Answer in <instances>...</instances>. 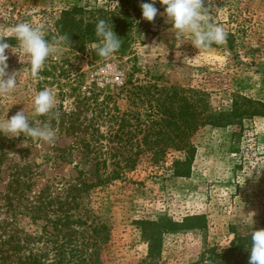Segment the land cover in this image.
<instances>
[{"label":"rangeland","instance_id":"rangeland-1","mask_svg":"<svg viewBox=\"0 0 264 264\" xmlns=\"http://www.w3.org/2000/svg\"><path fill=\"white\" fill-rule=\"evenodd\" d=\"M111 1L0 0V37L28 22L44 31L52 45L38 79L31 76L20 53L18 59L7 51V72H18L17 87L0 96V122L23 109L30 122L49 124L56 133L55 142L43 146L23 134L15 139L0 135V264H27L30 254L40 264H70L68 260L79 264V253L83 257L95 252L102 264H141L147 245L141 240L139 221L204 215V232L162 237L160 264H191L206 244L226 246L233 238L232 227L244 234L261 220V117L245 120L241 129L199 130L192 138L196 155L187 179L170 177L142 158L119 180L78 192L83 183L96 181L97 162L100 174L112 171V155L122 146L115 137L118 128L94 115L97 110L102 115L116 108L132 110V85L149 82L159 88L205 91L211 105L222 110L230 107L234 94L264 103V0H204L211 22L232 36L231 49L226 43L195 49L189 35L174 36L163 11L151 22V34L136 38L135 56L129 60L92 61L88 51L75 53L58 42L54 20L60 10L69 5L108 7ZM8 42L15 46L14 40ZM122 82L127 84L120 91ZM44 89L53 93L55 105L50 114L37 117L33 99ZM97 123L101 142L91 139ZM89 143L91 148L86 147ZM92 151L100 153L99 160ZM170 160L168 156L167 166ZM101 226L107 228L106 242L103 232L98 236L93 232Z\"/></svg>","mask_w":264,"mask_h":264},{"label":"trees","instance_id":"trees-1","mask_svg":"<svg viewBox=\"0 0 264 264\" xmlns=\"http://www.w3.org/2000/svg\"><path fill=\"white\" fill-rule=\"evenodd\" d=\"M111 2L113 5L108 7L80 5L64 7L54 20L57 40L60 35L70 36L72 52L88 51L92 61L106 60L97 55L94 47L98 43L94 31L95 25L99 19H105L109 20L114 33L122 40L121 48L112 57L118 60L134 58L136 38L151 34V22H146L141 17L140 5L146 0H112ZM156 7L159 11H165V6L159 3V0L156 2ZM231 38L232 36L228 34L226 44L229 49H231ZM60 44L69 49L66 42ZM217 46L213 44L211 47ZM126 84L127 82H122L118 89L122 91ZM131 89L130 98L133 97L136 101H131L134 104L132 110L120 112L116 108L105 115H102L101 110L96 111L94 115L96 118H103L118 128L115 137L118 136L122 146L118 153L112 155V171L108 175L100 174L97 162L96 181L83 183V188L78 192H87L94 187L119 180L125 172L134 171L142 158L146 159L150 166L161 171L166 170L170 177L187 179L191 175L196 155L192 138L199 130L205 127L241 129L245 120L254 117L264 118V103L238 94L232 95L230 107L222 110L211 105V95L205 91L174 85L159 88L149 82L145 85H132ZM90 97L95 103V95L92 94ZM138 104L142 106L140 109L137 108ZM97 112L100 115H97ZM99 128V124L93 126L91 133V139L96 142H101L103 138ZM86 147L91 148L92 144L89 143ZM125 152L129 155L126 156ZM175 153L180 154L181 157H174ZM95 155V160H99L100 153ZM168 156L171 160L167 166ZM102 167L105 168L106 163H103ZM137 226L141 240L147 245V256L141 264H160L164 234L202 233L207 229V220L204 215L186 216L180 221L163 215L155 220L139 221ZM260 229H264V204L257 227L244 234L236 233L232 227L230 233L233 238L226 246L206 244L198 260L191 264H248L251 232ZM93 232L96 236L103 232L101 239L108 241L106 227H94ZM78 255L80 258L78 257L79 260L76 262L79 264H102L97 252L83 257L81 253ZM26 259L27 264H40L35 255L30 254ZM68 261L70 264H75L73 260Z\"/></svg>","mask_w":264,"mask_h":264},{"label":"clouds","instance_id":"clouds-1","mask_svg":"<svg viewBox=\"0 0 264 264\" xmlns=\"http://www.w3.org/2000/svg\"><path fill=\"white\" fill-rule=\"evenodd\" d=\"M156 2L146 0L140 5L144 21L152 22L157 16L159 9ZM159 3L165 6L164 15L171 24L170 30L174 36L182 38L185 34L189 35L195 49H207L213 44L226 43L227 32L222 26L211 22V12L204 7V0H159ZM94 31L98 41L94 47L99 57L107 59L118 53L122 40L114 33L109 20L99 19ZM9 39L15 41V46L9 44ZM58 42H66L71 50L70 36L60 35ZM9 49L18 59L17 53H20L27 60L31 76L38 79L52 51V45L44 31L28 22L16 24L8 37H0V96L12 94L17 87L18 72H7L9 56L6 53ZM54 105L53 93L48 89L41 90L33 99V114L37 117L46 116L53 111ZM22 134L41 142V146L54 143L56 137L55 130L49 124L30 122L23 109L10 119L0 122V135L15 139ZM249 252L248 264H264V229L251 232Z\"/></svg>","mask_w":264,"mask_h":264}]
</instances>
